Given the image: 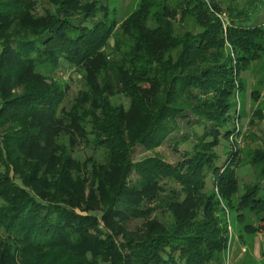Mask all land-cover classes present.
Masks as SVG:
<instances>
[{"label": "trees", "instance_id": "1", "mask_svg": "<svg viewBox=\"0 0 264 264\" xmlns=\"http://www.w3.org/2000/svg\"><path fill=\"white\" fill-rule=\"evenodd\" d=\"M193 1L169 9L141 0L118 25L106 0H0V264H221L228 238L208 178L229 205L243 191L239 206L264 224V149L248 153L256 178L244 187L235 169L245 161L236 166L229 153L220 166L215 152L234 134L237 77L264 55L254 17L264 0L234 12L237 0ZM225 5L227 34L209 11ZM226 42L235 59L222 60ZM66 64L81 75L69 106L70 86L58 80ZM177 69L186 76L173 91ZM172 93L181 103L168 109L161 100ZM178 115L203 130L198 143L180 138L190 147L185 165L154 158L132 167L128 145ZM80 143L94 151L84 162L74 155ZM132 171L140 179L128 184ZM154 189L171 191L151 197L166 221L127 233L131 219L150 216L130 199ZM101 206L102 229L89 214ZM121 233L130 240L118 243Z\"/></svg>", "mask_w": 264, "mask_h": 264}, {"label": "rangeland", "instance_id": "2", "mask_svg": "<svg viewBox=\"0 0 264 264\" xmlns=\"http://www.w3.org/2000/svg\"><path fill=\"white\" fill-rule=\"evenodd\" d=\"M106 1L110 20L117 22L118 25L134 13L135 10L139 8L141 2V0ZM159 1H162V3L164 1V3H167L166 6H168L169 9H172L174 6H177L185 0ZM188 2H191V6L195 7V5H197L193 0H188ZM245 2L246 0H237L236 4L232 5V11L234 12L235 8L242 7ZM223 8L224 10L222 13L211 11L210 9L209 11L214 12V18L222 24L224 34H227V30L232 26L233 22L231 20L232 17L230 18V15H228L229 11L226 10V5ZM254 17L258 20L257 23L263 24L262 29L264 30L263 5L260 6L259 13ZM261 40L264 47V37ZM219 54L220 56H223L222 60L236 58L232 46L227 42L226 46ZM175 76L176 77L172 83L174 84L173 91L178 90L181 82L180 78L186 75L183 71L180 72V70L177 69ZM172 78L173 77H171V79ZM80 79L81 75L78 72V69L72 65L66 64L63 69L59 71L58 80L62 85L68 84L70 86L68 97L65 102L66 106H69L71 100L78 92ZM175 97V93H172V95L169 96L165 94V96L162 97L161 104L167 106L168 109L175 108L181 103V101L176 100ZM114 101L123 104L126 108L129 107V100L124 96H117L114 98ZM195 104L196 102H194V105ZM190 107H193V105ZM231 112L234 114V118L231 122V128H233L234 134L229 137L230 140L227 145L226 143H222L215 151L220 156V166L226 164V159L229 157V153L232 156L229 158H231L237 166L240 160L241 162L245 161V163L246 160L248 161L247 155L249 152H254L257 148L264 149V55L260 60L250 63L247 69L237 77L233 110ZM179 116L180 115H178L176 119H166V121L161 124V126H165V130L162 131V129H159L157 134L155 132L152 135H144L143 133L141 136H146L145 140L142 141V137L140 136L138 139L139 141L135 140L128 145V161L132 164V167L154 158H161L172 166L185 165L189 159L187 150L190 147L186 143H181L180 138L183 136H189L190 140L198 143L194 133L200 135L203 130L197 125H187L185 121L179 119ZM191 117L192 120L197 119L193 116ZM152 125L154 127V124ZM93 152L92 149L86 147L83 143H80L75 146L74 155L84 162L88 157H93ZM96 156L98 157V154ZM240 165L235 169L240 185L244 187L245 184H254L256 178L255 169L247 163ZM139 179L140 177L132 171L127 178V182L128 184H133L137 183ZM160 182L168 183L167 180H162ZM207 185L208 191L215 196V217L221 223V227L224 229L225 235L228 238L227 248L220 255L222 261L221 264H264V224L260 223L258 214L256 215V213L250 212L248 209L243 210L239 206L243 191H240L229 205L226 197L221 195L220 190L212 183L211 178H208ZM172 186L176 185L174 184ZM156 190L158 189H154L150 191V193H146L139 198L130 199L132 203L141 205L142 209L145 210V212L148 211L150 216L147 217L145 221L141 219H131L125 226L127 233L137 232L139 230L142 232L147 231L151 227V222L155 218H159L161 220L160 222L166 221V215L162 214L161 208H157L160 201L151 199L152 196H156L155 194L159 192ZM170 194V190H163L158 193V198L168 197ZM98 202L99 199L92 204V206H98ZM100 210L101 212H90L89 214L93 217L95 216L96 222L102 229L106 226L102 220V211H104L105 208L101 206ZM79 214L87 215L85 212ZM248 225L252 226L254 229L259 228L257 229L259 231L248 232L246 230V226ZM91 233H94L93 229ZM130 238L131 237H126L122 233L115 237L116 241L120 244L128 242ZM131 253V249L125 251V255L129 256L130 259H132ZM99 264L105 263L101 262Z\"/></svg>", "mask_w": 264, "mask_h": 264}]
</instances>
